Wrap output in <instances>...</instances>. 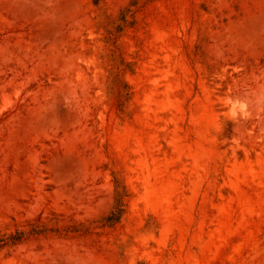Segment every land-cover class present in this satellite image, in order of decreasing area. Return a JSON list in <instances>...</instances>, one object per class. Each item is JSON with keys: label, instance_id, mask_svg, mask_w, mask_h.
<instances>
[{"label": "rangeland", "instance_id": "1", "mask_svg": "<svg viewBox=\"0 0 264 264\" xmlns=\"http://www.w3.org/2000/svg\"><path fill=\"white\" fill-rule=\"evenodd\" d=\"M0 264H264V0H0Z\"/></svg>", "mask_w": 264, "mask_h": 264}]
</instances>
